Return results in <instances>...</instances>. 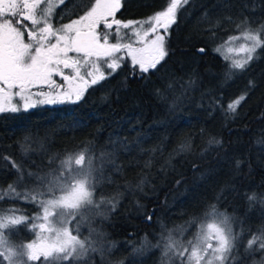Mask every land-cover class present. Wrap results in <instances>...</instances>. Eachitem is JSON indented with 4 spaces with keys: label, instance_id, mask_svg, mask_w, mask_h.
Segmentation results:
<instances>
[{
    "label": "trees",
    "instance_id": "16d2710c",
    "mask_svg": "<svg viewBox=\"0 0 264 264\" xmlns=\"http://www.w3.org/2000/svg\"><path fill=\"white\" fill-rule=\"evenodd\" d=\"M167 2L132 0L125 8L133 7L136 11L145 8L149 15L162 10ZM205 13L208 19L204 18ZM229 16L235 22L245 17L250 22H262L264 0H189L177 12V22L166 40L169 54L157 70L142 73L127 63L91 87L76 103L0 114V189L6 190L17 179L9 161L43 175L57 168L59 161L69 155L98 157L100 152L108 151L110 137L127 138L129 143L143 137L138 147L118 152L116 163L121 166L120 172L106 168V179L96 189V201L102 198L118 201L115 210L107 205L81 210L88 214V223L105 234V242L117 249L106 264H121V260L128 258L129 264H166L158 248L143 258H132L133 249L141 247L145 238L157 244L162 233L167 235L168 230L175 233L176 229L187 227L186 222L194 216L198 223L208 206L217 203L216 197L222 190L217 207L235 218L231 223L234 232L240 233V240L234 254H243L247 241L260 235L259 230L264 228V206L250 204L246 199L250 193L264 195V49L257 51L246 70L225 80L224 73L231 61L215 49L237 33L235 23L225 19ZM216 20L221 23L215 29L216 38L212 39V32L206 29L209 21ZM192 74L199 78V87L189 93L190 99L174 115H169L166 103L159 102L155 90L167 92L170 80L178 77L186 80ZM249 81L255 86L250 87ZM180 91V83H175L173 91L167 92L169 100ZM245 93L234 116L226 115L216 104L219 101L226 108ZM25 137H31V141L26 142ZM189 137L191 151L173 156L167 165L170 154ZM210 138L222 140L223 145L202 158L201 150L209 147ZM40 141L44 142L46 152L39 150ZM21 145L28 149L27 156ZM157 146H162L163 151L152 153L151 149ZM53 154H58V159L50 164ZM218 156H227V162L214 158ZM236 159L242 161L239 169L235 168ZM149 160L151 167L145 168ZM193 165H197L196 171ZM109 176L111 182L107 180ZM143 177L147 181L142 192L125 187L128 184L135 187ZM177 180L182 181L178 187ZM28 189L44 191L26 176L17 191L23 195ZM10 209H17L16 215L29 217L26 223L5 230L9 243L19 246L33 237L29 231L34 223L32 217L41 208L21 198L0 199V210ZM98 211L104 215L96 217ZM190 228L197 229L195 225ZM243 264H264V250L258 244L253 245Z\"/></svg>",
    "mask_w": 264,
    "mask_h": 264
},
{
    "label": "snow or ice",
    "instance_id": "6c2138e0",
    "mask_svg": "<svg viewBox=\"0 0 264 264\" xmlns=\"http://www.w3.org/2000/svg\"><path fill=\"white\" fill-rule=\"evenodd\" d=\"M66 3L67 0H0V113H17L37 105L80 101L91 87L99 85L116 72L124 59V56H117L121 52L130 56L133 65H138L142 73L157 70L169 54L166 40L169 30L177 22V12L189 0H168L166 7L155 11L143 21L117 19L116 14L122 7V0H94L78 18L54 27L52 19L55 9ZM70 13L71 10L65 15ZM204 18L208 19L207 13ZM225 19L235 23L237 35L229 36L215 51L221 53L226 45L243 41L237 48L227 46L226 53L223 54L225 60L231 61L224 73L225 80H231L236 72L248 68L259 49H264V21L250 22L245 17L235 22L230 16ZM220 23V20L209 21V28L206 30L212 32L210 38H216L215 29ZM145 25L148 26L146 29ZM101 27L104 31H99ZM121 29L130 30L136 39L121 43ZM110 35L117 42L110 43ZM136 43L146 46L137 48L134 47ZM200 51L203 52L204 49ZM233 53L240 58L233 59L230 55ZM101 64L109 70L107 74ZM175 83H180L181 91L179 94L173 93V98L169 100L167 92L173 91ZM199 84L200 80L195 74L186 80L178 77L166 85L167 92L156 89L154 94L159 102L166 103L168 114L174 115L190 99L189 93L194 92ZM249 86L254 87V82L249 81ZM246 95L247 93L229 102L226 108L219 101L216 104L226 115L234 116ZM141 139L143 137H137L136 141L129 143L127 138L110 137L107 142L108 151L100 152L95 158L89 155L87 165L84 154H80L78 158L69 155L59 161L57 168L44 172L43 175L28 171L15 161H9L17 173V179L6 190L0 189L3 192L0 199L21 198L35 204L42 212L32 219L43 222L32 223L29 228L35 239L19 246L9 245L5 230L26 223L29 217L16 215L17 209L7 212L0 210V264H21L22 259L26 260V264H89L91 256L99 250L96 242L88 237L79 238L80 223L72 227L68 225L81 216V210L99 209L101 205L115 210L118 201L114 203L103 198L96 201V189L106 179V168H114L117 174L120 172L121 166L116 163L118 152L138 147ZM25 141L30 142L31 137H25ZM207 143L209 147L201 150L202 158H206L213 148L223 145L222 140L215 138H210ZM191 149L192 138L189 137L170 154L167 165L171 164L173 156L190 152ZM21 150L27 156L28 149L24 145H21ZM39 150L47 151L43 141L39 143ZM151 151L162 152L163 147L157 146ZM214 158H218L221 163L227 162V156ZM57 159L58 154H53L49 163H55ZM234 163L235 168L239 169L242 161L236 159ZM144 167L150 168L151 160L145 162ZM196 169L197 165H193V170ZM26 176L34 179L44 191L28 189L23 195L21 191H17ZM107 180L111 182V177H107ZM146 181L147 177H143L135 187L131 184L125 187L142 192ZM181 183L182 181L177 180V187ZM222 194L223 190L216 197L217 203ZM44 195L52 198H37ZM246 199L250 204L259 203L264 206V195L250 193L246 194ZM217 203L208 206L198 223L194 216L186 222L187 227L175 230L182 237L188 228L193 225L197 227L194 237L186 243L176 239L173 230H168L167 235H160L157 244L151 245L145 238L141 247L134 248L133 252L139 254L148 247L162 249V258L171 259L175 264H243V259L234 254L240 240V233L234 232L231 223L235 218L220 212ZM103 215V212H97V216ZM147 219L151 221L152 217L148 216ZM161 227L163 228V224ZM259 231L260 235H254L247 241L245 253H251L253 245L257 244L260 250H264V228Z\"/></svg>",
    "mask_w": 264,
    "mask_h": 264
},
{
    "label": "rangeland",
    "instance_id": "374dc122",
    "mask_svg": "<svg viewBox=\"0 0 264 264\" xmlns=\"http://www.w3.org/2000/svg\"><path fill=\"white\" fill-rule=\"evenodd\" d=\"M147 27L148 26L146 25V28ZM234 35H237V33L234 34ZM148 39L150 40L151 39V36H149ZM242 42L243 41H236V42L232 43L231 45H226L225 48L222 49L221 52L223 54H225L226 53V47L227 46H231L233 48H237V47H239V45ZM145 55H147V53H145ZM230 55H231V57L233 59L240 58V56H237V54H235V53L230 54ZM117 56H124V54L123 53H118ZM123 62H128L135 69H137L138 71H140L138 65L137 66H134L133 65V62L130 61L127 58V56H125L124 59L120 62V65ZM101 67L104 69L105 74H107V72L109 70L106 69L103 64H101ZM76 158H78V156H76ZM87 162H88V159L85 158V165H87ZM50 211H51V209H50ZM41 212H42V209H39V211L37 213H35V215L33 217H38L41 214ZM96 217H98V216L96 215ZM88 218H89L88 214L82 213L81 216L79 218H77L76 221H73L72 224H70L68 226L69 227H72L73 225H75L77 223H80V234H79V238L80 239H84L85 237H88L89 239H91V240H93V241L96 242V246L98 247L99 250L95 254H93L91 256V259L89 260V264H96L98 261H101V262L103 261V263L106 264V263L110 262L111 255H113L117 251V249L113 245L108 244V243L105 242V234L103 232H101L98 228H95L90 223H88ZM33 222L36 223V224H38V223H42L43 221L40 220V219H33ZM196 231H197L196 228H188V230L184 232V235L182 237L178 233H176V232L173 233V235H174V237L176 239H179L182 242L186 243L187 240L192 239L194 237ZM74 234H76V233L74 232ZM5 237H6V235H5ZM33 239H35V235L34 234H33V237L30 240H27L23 244H25L27 242H30ZM8 244L9 245H12L11 243H9V241H8ZM150 244L151 245H155V243L153 244L151 242H150ZM155 249H157V248L148 247L142 253H139V254H135L134 253L132 255V258H140V257L143 258L145 255H147L151 251H154ZM159 250L162 251V249H159ZM249 254L250 253H245V251H244V253L243 254L242 253L239 254V256L243 260H248V255ZM162 260H165V263L166 264H175V262L173 260L168 259V258H163ZM118 261L120 262V260H118ZM123 262H126L127 264H129L130 260H129V258H128V260H121V264H123ZM113 263H115V261ZM21 264H26V260H23L22 259L21 260ZM58 264H59V262H58Z\"/></svg>",
    "mask_w": 264,
    "mask_h": 264
},
{
    "label": "flooded vegetation",
    "instance_id": "af4514ba",
    "mask_svg": "<svg viewBox=\"0 0 264 264\" xmlns=\"http://www.w3.org/2000/svg\"><path fill=\"white\" fill-rule=\"evenodd\" d=\"M131 1L132 0H122V7H121L120 11H118L116 14L117 19L122 20V21H128V20L143 21L149 15L152 14L151 13V14L147 15L145 8L138 10V11H136L135 8H133V7H132V9H129L128 7L125 8ZM57 2H58V0H57ZM93 2H94V0H67L66 4L55 9V13H54V16L52 19L54 27H59L63 23H69L71 19L78 18V16L82 15L83 12L86 11L91 6V4ZM42 7H44V5H42ZM69 10H71V13L68 15H65V13L69 12ZM145 28H146V25H145ZM99 31H104V29L101 27L99 29ZM113 32H114V30H113ZM119 36L122 38V39H120L121 43H129V42H132L136 39L134 36H132L131 31L127 30V29H121ZM25 40L27 41V37H25ZM109 42L115 43L117 41H116V39L113 38V35H110L109 36ZM145 46L146 45L139 44V43L134 44V47H137V48L145 47ZM121 53L124 54V57L127 56L125 52H121ZM127 58L130 61H132L130 56H127ZM127 63L128 62H123V63H121L120 66L127 64ZM130 66H132V65H130ZM66 103H76V102H65V103H58V104L37 105L36 107H39V106H57V105H63ZM32 109H34V108H32ZM5 113H10V112H5ZM0 114H3V113H0Z\"/></svg>",
    "mask_w": 264,
    "mask_h": 264
}]
</instances>
